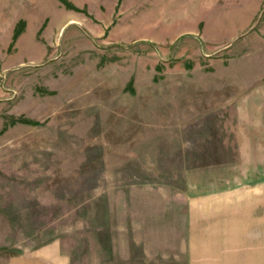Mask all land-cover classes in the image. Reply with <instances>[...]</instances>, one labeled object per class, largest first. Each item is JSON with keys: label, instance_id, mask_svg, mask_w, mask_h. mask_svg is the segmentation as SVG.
<instances>
[{"label": "rangeland", "instance_id": "obj_1", "mask_svg": "<svg viewBox=\"0 0 264 264\" xmlns=\"http://www.w3.org/2000/svg\"><path fill=\"white\" fill-rule=\"evenodd\" d=\"M172 3L201 10L0 0V264H186L190 206L213 258L263 264L264 71L239 63L264 0L218 44Z\"/></svg>", "mask_w": 264, "mask_h": 264}, {"label": "crops", "instance_id": "obj_2", "mask_svg": "<svg viewBox=\"0 0 264 264\" xmlns=\"http://www.w3.org/2000/svg\"><path fill=\"white\" fill-rule=\"evenodd\" d=\"M180 1L184 2L185 0H176V2ZM209 1H212L211 4L208 3ZM262 1L263 0H192L193 7L200 6L201 10H199V13H196L194 17H191L189 19L187 18V20L185 19L186 17H189V15H193V11L191 8H189V10H187L186 8L185 10L183 9L182 13L185 15L181 16V13L180 15H175V13L178 12L177 9L173 8L175 6V3L170 4L169 7L171 9L170 13L172 16V21L178 19L180 20L179 22L181 25L184 24L182 29L184 30V32H188L186 34H183L184 36L187 35L189 36V38H191V40L193 39L192 41L197 42L199 41L197 39V36L201 35L205 42L218 44L222 41L227 42L228 40H233L234 37L242 34L241 31L243 29L249 28L251 23H253V21L261 11L260 9ZM235 2L237 3L236 5L234 4ZM181 5L182 4H178L177 8L179 9ZM192 5L189 7H192ZM209 7H211L209 10L205 9ZM197 14L199 15L197 16ZM186 23L193 24L188 25ZM255 35L256 37L250 34L243 39V48L245 47L244 45H247L248 43L251 44L250 42L258 43L259 46L262 43L264 46V37L259 33H255ZM249 44L248 47L250 46ZM250 50L248 49L249 52H245L246 55L240 59V65H238L241 66V70L248 73L250 71H253L254 68H258V73H260V71H264V66L262 68L260 67V63H264V50L259 49L256 53L252 51L250 52ZM252 54L253 56H251ZM192 200L193 199H189V202L192 203ZM155 213V215L158 216L153 217L154 220H152L151 218V223L156 225L154 226L155 228L153 227L156 230L157 228H159V224L164 223L165 220L160 216V214H158V212ZM198 213V209L196 210V208L192 206L189 207L188 222L190 227H192V232L188 244L186 242L185 245H182L183 247H181L182 251L180 250V257L182 258V262L186 260V264H234L232 258L233 256L227 254L226 251L222 253L220 251L221 256L219 255L218 259L213 258L212 253L214 252V249L211 248L212 244L210 243V241L206 242V239L209 238L202 237L198 233V229L196 226L199 223ZM210 216L211 214L208 218H210ZM208 220H206L205 222H208ZM130 221L131 222L127 224L129 226V229L133 231L139 230L138 224L133 222L132 220ZM147 222H149V220H147ZM138 223L140 225H143V222ZM58 251L59 248H57V246L50 249V252L54 254V257L57 256ZM51 253L45 252L43 253V257L50 259L52 257L50 255ZM222 254L225 256H222ZM186 255L188 256V258ZM260 256L262 257V262L264 264V250L261 251ZM249 259L250 258H248V260ZM67 263L68 262L66 260L65 264ZM46 264H58V260L53 259V261L47 262Z\"/></svg>", "mask_w": 264, "mask_h": 264}]
</instances>
